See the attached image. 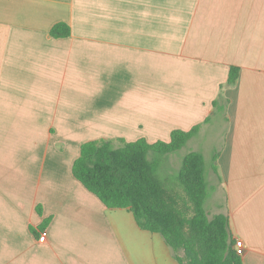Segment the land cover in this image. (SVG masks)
Here are the masks:
<instances>
[{
  "label": "crops",
  "instance_id": "obj_1",
  "mask_svg": "<svg viewBox=\"0 0 264 264\" xmlns=\"http://www.w3.org/2000/svg\"><path fill=\"white\" fill-rule=\"evenodd\" d=\"M59 21L68 37L50 36ZM196 124L167 156L216 141L207 215L264 264V0H0V264H179L72 162L87 140Z\"/></svg>",
  "mask_w": 264,
  "mask_h": 264
},
{
  "label": "trees",
  "instance_id": "obj_2",
  "mask_svg": "<svg viewBox=\"0 0 264 264\" xmlns=\"http://www.w3.org/2000/svg\"><path fill=\"white\" fill-rule=\"evenodd\" d=\"M49 34L53 38L68 37L70 25L56 22ZM238 71L236 66L229 67L228 85L235 82ZM199 129L200 124L188 130L173 129L168 140L154 142L144 137L134 141H84L72 162V174L106 207L127 209L139 228L160 234L179 264H242V256L234 249L228 217L207 215L208 181L203 154L189 151L182 156L178 186L174 188L158 176L159 157H149L151 151L158 155L176 152ZM216 158L217 153L212 155L214 171ZM37 211L41 213L39 207ZM48 222L49 217L44 218L40 227Z\"/></svg>",
  "mask_w": 264,
  "mask_h": 264
},
{
  "label": "rangeland",
  "instance_id": "obj_3",
  "mask_svg": "<svg viewBox=\"0 0 264 264\" xmlns=\"http://www.w3.org/2000/svg\"><path fill=\"white\" fill-rule=\"evenodd\" d=\"M118 138L119 137H111L110 139L114 140L115 142H118ZM215 142L216 141L213 140L211 137L209 141L200 143V147H198L205 156V168L207 174L206 176L208 178L207 180H210V178L212 179L214 177L213 174H210L211 171L208 169L212 166V150L215 145ZM167 155L168 154L158 155L156 152L153 151L149 153L150 158L159 157L160 159V165L158 168V176L160 177V179L163 180L168 187L174 188L175 186H178L177 173L180 167L182 157L180 156L179 159H177L173 156L174 158L172 160H169V157ZM209 191L210 185H208L207 193H209Z\"/></svg>",
  "mask_w": 264,
  "mask_h": 264
},
{
  "label": "built area",
  "instance_id": "obj_4",
  "mask_svg": "<svg viewBox=\"0 0 264 264\" xmlns=\"http://www.w3.org/2000/svg\"><path fill=\"white\" fill-rule=\"evenodd\" d=\"M45 236H46V233L45 231H41V234L39 236V241H43L45 239ZM234 249L236 250V252L239 254V255H242L243 252H244V249H243V243L242 241L240 240H236L235 241V244H234Z\"/></svg>",
  "mask_w": 264,
  "mask_h": 264
}]
</instances>
